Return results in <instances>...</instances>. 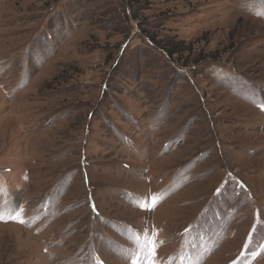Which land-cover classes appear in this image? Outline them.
<instances>
[{"label":"rangeland","instance_id":"1","mask_svg":"<svg viewBox=\"0 0 264 264\" xmlns=\"http://www.w3.org/2000/svg\"><path fill=\"white\" fill-rule=\"evenodd\" d=\"M0 208V264H264V0H0Z\"/></svg>","mask_w":264,"mask_h":264},{"label":"snow or ice","instance_id":"2","mask_svg":"<svg viewBox=\"0 0 264 264\" xmlns=\"http://www.w3.org/2000/svg\"><path fill=\"white\" fill-rule=\"evenodd\" d=\"M157 199L156 197L152 198V203H151V207H155V204L157 203ZM143 206V205H141ZM7 213V209L6 208H0V219L4 218V215ZM9 215H12V213H7ZM131 242L135 245V246H139V247H146L148 249L149 255L151 257L155 256V252H156V242L151 240L150 238L147 240V243H145L144 241V234L143 233H133V236L131 238ZM128 251L133 253L134 259H133V264H139V257L135 255V249H129ZM152 264H155L154 259L152 261Z\"/></svg>","mask_w":264,"mask_h":264}]
</instances>
